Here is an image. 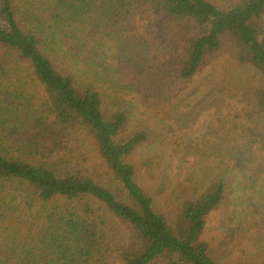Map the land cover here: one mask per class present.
<instances>
[{
  "label": "trees",
  "instance_id": "16d2710c",
  "mask_svg": "<svg viewBox=\"0 0 264 264\" xmlns=\"http://www.w3.org/2000/svg\"><path fill=\"white\" fill-rule=\"evenodd\" d=\"M225 49L258 77L247 116L264 115V0L229 10L213 0H0V264H222L216 248L258 242L264 184L249 177L248 162L252 148L264 152V116H252L263 130L239 117L218 121L215 170L189 183L170 216L138 183L151 161H131L156 136L123 138L132 115L112 96L145 90L146 112L176 134L186 127L187 90L210 68L222 77L214 60ZM188 129L179 142L200 159ZM228 207L224 234L215 221Z\"/></svg>",
  "mask_w": 264,
  "mask_h": 264
},
{
  "label": "rangeland",
  "instance_id": "374dc122",
  "mask_svg": "<svg viewBox=\"0 0 264 264\" xmlns=\"http://www.w3.org/2000/svg\"><path fill=\"white\" fill-rule=\"evenodd\" d=\"M213 1L222 9L229 10L235 0ZM228 57L229 52L225 49L220 57L214 60L215 63L223 62L224 64L221 78L218 77L217 70L210 68L207 72L204 71L202 77L198 78L197 82L193 84L195 85L193 88L187 90L191 107L184 115L186 116L184 124L189 128L188 137L193 135L199 139V143L202 145L204 156L200 159H188L193 151L186 143L179 142V134L186 133V127L183 131H180L175 126L174 129L179 134L176 133L169 136L164 132V125L155 117L157 112H154L156 114H148L146 112L144 102H142L145 101V90L142 94L137 91L129 92L128 90H126L124 95L112 93V96L115 97V104L124 103L128 112L132 115L129 116V127L123 138L127 139L142 131H146L149 134L153 133L156 136L152 138L154 143L152 142L153 144L148 149L146 147V150L144 149L137 153L131 161L139 168L144 161H151L153 164L152 170L150 169V172L146 170L140 171V175H137L138 183L151 194L155 202V209L162 210L170 216L175 215L179 211L180 200L187 194L189 183L198 181L210 174L213 169L215 170L217 163L216 160H211L215 156L209 140H212L210 137L212 132H220L221 126L218 121H231L234 123L237 122V117H239L254 125L256 121H253L254 117L252 116H264L256 112H252L247 116V110L250 108L249 97L252 96L250 90L252 89L253 92L256 87L257 74L248 72L244 74L242 70H238L231 62L230 57L228 60ZM159 58L164 59L161 55ZM229 76L237 78V81L233 78L231 82L228 81ZM130 80L131 78L127 76L121 82L126 85ZM133 87L140 90L143 85L136 83ZM154 97L151 96L150 100L152 101ZM256 124L258 125V123ZM221 146L222 144H220ZM263 155L264 152L259 146L251 149L248 163H253V165L249 177H253L257 186L258 184H264ZM232 173L231 176L235 177L233 171ZM254 187V184L249 183V188L252 189ZM233 212L234 210L228 207L218 214L220 217L215 221V225L224 234L231 227L227 228L228 219ZM241 214L244 216L249 214L252 223L256 224L253 222L256 217L252 211H248L242 206ZM241 214L236 212L238 218ZM211 231V234L215 233L214 227ZM255 240L256 237L250 240L243 239L231 248H216L218 259L222 264H243V261L248 259V254L250 253L253 254L252 259H254L253 261L256 264H264V236L258 242H254Z\"/></svg>",
  "mask_w": 264,
  "mask_h": 264
}]
</instances>
